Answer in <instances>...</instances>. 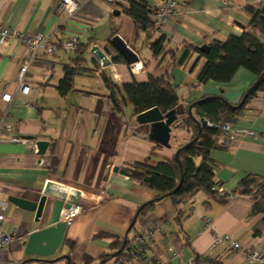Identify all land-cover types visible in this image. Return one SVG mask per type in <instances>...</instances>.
Masks as SVG:
<instances>
[{"label": "crops", "instance_id": "1", "mask_svg": "<svg viewBox=\"0 0 264 264\" xmlns=\"http://www.w3.org/2000/svg\"><path fill=\"white\" fill-rule=\"evenodd\" d=\"M60 1L0 0L2 24L29 34L42 33L50 43L71 37L80 44L91 41L77 62L76 51L40 50L26 74L30 86L26 94L16 92V73L29 50L19 41L0 44V114H6L14 134L35 141V146L0 141V211L5 216L4 230L15 236L9 247L0 250V264H69L68 255L73 264H83L84 256L94 264L109 251L113 237L122 238L126 233L130 240L143 228L153 231L147 252L127 257V264H186L191 260L196 264H259L242 250L214 244L216 235L227 234L244 248L264 253V229L254 233L264 212L251 213L254 201L250 195L235 192L222 202L200 189L181 201L170 196L157 199V191L116 170L133 161L147 160L155 165L173 160L176 149L193 130L186 116H178L169 147L149 140L128 101L121 110L114 106L104 76L120 87L132 77L145 81L148 75L164 76L175 86L185 113L191 102L210 95L237 104L257 79L251 71L239 67L228 82L197 84L205 57L192 52L183 63L179 61L185 45L200 47L242 33L251 20L247 8L263 7L264 0H178L175 17L160 31L138 30L117 2L77 0L78 9L67 15L59 11ZM146 2L155 6L162 0ZM114 9L119 14L114 15ZM113 28L112 37L118 35L136 53L140 68L131 71L123 58L113 61L112 70L98 69L90 49L97 46L112 58L119 53L107 43ZM160 34L165 36L163 49L153 55L149 43ZM65 69H73L75 74L72 88L63 95L58 84ZM5 91L12 94L10 101L1 99ZM232 123L253 130L255 136L237 138L226 147L219 145L221 136L216 138L218 146L210 152L215 164L211 188L222 185L233 190L248 174L264 177V89L249 97ZM128 124L135 125L136 132L130 131ZM38 140L47 142L43 153L37 152ZM48 181L79 190L83 209L66 222L62 242L52 256L28 255L24 247L29 233L63 221L68 193L65 199L46 194L38 220L35 211L18 206L12 198L38 201ZM155 198L152 206L137 216L140 205ZM1 204H5L3 210ZM205 217L211 219L208 228Z\"/></svg>", "mask_w": 264, "mask_h": 264}, {"label": "trees", "instance_id": "2", "mask_svg": "<svg viewBox=\"0 0 264 264\" xmlns=\"http://www.w3.org/2000/svg\"><path fill=\"white\" fill-rule=\"evenodd\" d=\"M116 2L120 5L122 11L132 19L138 30H153V21L150 16L152 6L146 0H127L125 4L120 3V1L114 3ZM247 10L251 14V20L247 29L242 33L230 34L223 41H212L206 51L199 50V47L185 45V51L179 61V63H183L192 52H198L199 56L205 57V62L196 76L197 84L208 80L228 82L239 67L248 69L257 79L262 76L261 82L251 89L245 102L238 108L230 107L228 101L223 97L191 102V110H194L192 112L193 118L187 113L181 115L182 117L186 116L185 119L190 122L193 130L191 137L186 142L193 139L199 130L200 134L195 141L179 150L178 159L174 155L173 160H160L155 165H151L147 160H144L130 162L128 167H116V170L121 173L138 179L144 185L157 191L159 195L156 198L170 196L174 201H181L200 189L205 190L219 201L223 202L226 198V194H218L209 185L215 171V164L210 157V152L218 146L216 138L221 136L220 124L224 121L233 122L249 97L257 90L264 89V6L258 8L248 7ZM115 32V28H113L111 38ZM111 38L107 40V43L111 44ZM164 41L165 36L163 34L150 41L149 47L153 55H158L162 51ZM90 45L91 41L89 40L78 46L76 52L79 53V56L75 60L76 62L80 60L82 53ZM112 59L113 61H124L120 53L114 55ZM74 74L73 69H65L58 84V90L61 94H66L72 88ZM104 79L111 91L112 102L118 110L122 109L125 101L132 105L135 115L152 107H158L162 112H166L181 105L175 86L164 76L153 77L148 75L145 81H137L132 77L130 81L124 83L121 87L112 83L105 76ZM200 118L207 119L212 125L198 124ZM262 136L264 137V132ZM185 143L178 146L177 149ZM219 145L226 147L223 142ZM197 158H199V161H197ZM175 188L176 190L168 195ZM230 191L231 193L239 192L251 196L254 201L251 213L264 212V177L257 174H248L240 180L236 188ZM156 198L147 201L138 210L137 216L143 213L146 208L151 207ZM260 226L255 227V234H259L264 229V216ZM133 227L134 225L129 228V231ZM113 238L109 245V251L101 255L94 264H107L110 261L128 257V253L125 251L129 243L127 236ZM114 253L116 254L114 255ZM68 256L69 264H73L70 255ZM90 261L89 257L84 256L83 264H89Z\"/></svg>", "mask_w": 264, "mask_h": 264}, {"label": "built area", "instance_id": "3", "mask_svg": "<svg viewBox=\"0 0 264 264\" xmlns=\"http://www.w3.org/2000/svg\"><path fill=\"white\" fill-rule=\"evenodd\" d=\"M107 3H114L115 1L127 0H103ZM178 0H162L161 3L151 7V19L153 21V30L160 31L166 24V22L175 17L177 13ZM79 7V2L77 0H61L58 9L59 11L65 12L67 15H72ZM19 41L23 43L29 50V55L23 59L18 67L16 73V92L21 94H26L29 91V84L27 82L26 74L28 69L33 62L34 58L40 50H46L49 53L55 52L58 48L67 51H76L80 45L79 40L76 37H71L66 40L59 41L57 43H50L47 40V36L42 33L29 34L20 31L15 28H11L5 24L0 23V44H4L7 41ZM165 42V41H164ZM90 47V46H89ZM105 55V59L96 60L98 63V69L104 71L105 69L112 70L114 65L113 59L110 55ZM131 71L141 67L140 61H136L129 64ZM12 94L5 91L1 95V99L4 101H10ZM212 123L208 121L207 126H211ZM135 125L128 124V129L130 131L136 132L134 129ZM221 142L224 145L230 146L233 141L237 138H252L255 136V132L251 129L237 128L233 125L231 121H224L220 124ZM0 141H10V142H23L30 146H35V141L30 138H25L14 134L13 124L6 120V114H0ZM218 194H226L225 197L231 195L230 190H226L222 185H216L213 187ZM81 196V195H80ZM2 210L5 208V204H1ZM83 206L77 202L76 204H71L69 208H64L61 216L63 221L68 222L74 215L80 213ZM5 219L4 213L0 211V250L9 247L15 240L13 233L6 232L3 228V221ZM204 225L208 228L211 224L210 217H205ZM153 231L149 228H143L142 230L134 232L129 240L126 248L129 258H136L138 255H144L147 252L148 246L147 241L151 238ZM221 243L227 244L233 249L242 250L248 259L257 261L259 264H264V253L255 249L244 248L239 242L231 238L230 235H216L214 237V244ZM151 259V258H150ZM149 259V260H150ZM128 259H118L110 261L107 264H127ZM156 264H166L164 262H157ZM186 264H196L194 261H188Z\"/></svg>", "mask_w": 264, "mask_h": 264}, {"label": "water", "instance_id": "4", "mask_svg": "<svg viewBox=\"0 0 264 264\" xmlns=\"http://www.w3.org/2000/svg\"><path fill=\"white\" fill-rule=\"evenodd\" d=\"M113 14L117 15L119 14V11L117 9H114ZM110 42L115 47V49L123 56V58L128 64L139 60L136 53L132 51L123 41V39L118 35L112 37ZM207 48L208 45L203 44L199 47V50L206 51ZM90 51L95 60L105 59V55L97 46H92ZM261 80H262V76L259 79H256L255 82H253L250 85V87L244 92L241 100L237 105H234L229 102L228 105L232 108L240 107L245 102L251 89L256 87L261 82ZM218 97L220 96L210 95L200 98L197 101H202L209 98H218ZM191 107H192V103L188 105L186 109V113L191 118H193ZM184 113L185 111L181 105H178L177 107H174L166 112H162L158 107H152L141 113L136 114L135 120L139 125H145L144 129L149 140L153 141L154 143L160 144L162 146L169 147L172 125L177 121L178 116H181ZM207 123L208 120L205 118H200L198 120V124L207 126ZM199 134H200V130L193 139L186 142L183 146H181L179 149L175 151V157L177 159H178L179 150L183 149L185 146L195 141L199 137ZM46 145H47L46 141L43 140L36 141L37 152L43 153L46 148ZM179 168L181 171L180 162H179ZM176 188L171 192H169L168 195L172 194L176 190ZM46 194L53 195L62 199H65L67 195V201L64 205V208H69L71 204H76L78 202L80 191L73 188L69 189L67 186L62 185L60 183L48 181L43 189V195L40 196L38 201H29L18 197L12 198V201L24 209L35 211V220H38V217L41 214V210L46 198ZM93 199L97 200V197L93 196ZM144 205L145 203L140 205L139 209H141ZM135 219L136 217H134L133 220L131 221L129 228L134 224ZM65 228H66V222L59 221L54 225L32 231L31 233H29L25 243V247H24L25 253L28 255L34 254L42 257L52 256L62 242ZM115 254L116 253H114V255Z\"/></svg>", "mask_w": 264, "mask_h": 264}, {"label": "bare ground", "instance_id": "5", "mask_svg": "<svg viewBox=\"0 0 264 264\" xmlns=\"http://www.w3.org/2000/svg\"><path fill=\"white\" fill-rule=\"evenodd\" d=\"M136 70V69H135Z\"/></svg>", "mask_w": 264, "mask_h": 264}]
</instances>
